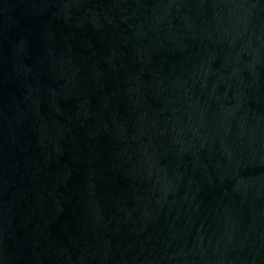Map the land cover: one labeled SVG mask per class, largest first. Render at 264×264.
Wrapping results in <instances>:
<instances>
[{"label": "water", "instance_id": "95a60500", "mask_svg": "<svg viewBox=\"0 0 264 264\" xmlns=\"http://www.w3.org/2000/svg\"><path fill=\"white\" fill-rule=\"evenodd\" d=\"M0 264H264V0H0Z\"/></svg>", "mask_w": 264, "mask_h": 264}]
</instances>
